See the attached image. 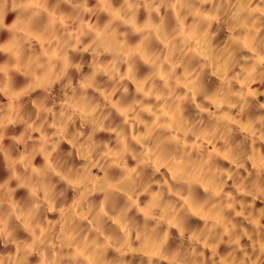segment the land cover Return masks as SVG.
Instances as JSON below:
<instances>
[{
  "label": "clouds",
  "instance_id": "clouds-1",
  "mask_svg": "<svg viewBox=\"0 0 264 264\" xmlns=\"http://www.w3.org/2000/svg\"><path fill=\"white\" fill-rule=\"evenodd\" d=\"M0 264H264V0H0Z\"/></svg>",
  "mask_w": 264,
  "mask_h": 264
}]
</instances>
